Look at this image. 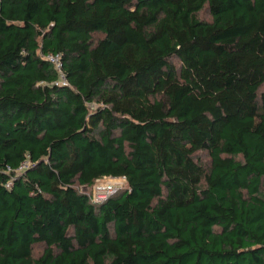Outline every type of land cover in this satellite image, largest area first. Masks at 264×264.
I'll return each instance as SVG.
<instances>
[{
	"label": "trees",
	"instance_id": "1",
	"mask_svg": "<svg viewBox=\"0 0 264 264\" xmlns=\"http://www.w3.org/2000/svg\"><path fill=\"white\" fill-rule=\"evenodd\" d=\"M0 264H264V0H0Z\"/></svg>",
	"mask_w": 264,
	"mask_h": 264
},
{
	"label": "rangeland",
	"instance_id": "2",
	"mask_svg": "<svg viewBox=\"0 0 264 264\" xmlns=\"http://www.w3.org/2000/svg\"><path fill=\"white\" fill-rule=\"evenodd\" d=\"M203 17L208 18V13L206 11H203L202 13ZM198 156L203 160L206 161L207 155L205 153H199ZM125 186V180L122 177H103L101 179L95 180L94 184L88 189L89 194L92 196L93 199H100L102 198V194H112L115 191L123 188ZM105 188V190H103ZM41 249L40 246H37L34 248L36 252Z\"/></svg>",
	"mask_w": 264,
	"mask_h": 264
},
{
	"label": "built area",
	"instance_id": "3",
	"mask_svg": "<svg viewBox=\"0 0 264 264\" xmlns=\"http://www.w3.org/2000/svg\"><path fill=\"white\" fill-rule=\"evenodd\" d=\"M49 59L51 60V61H53L54 63H55V65H56V68H58L59 69V61H58V58H57V56H49ZM62 84H65V82L64 81H62ZM103 190H105V188H103ZM108 194H106V193H103L101 196H102V198H105L106 196H107ZM102 198H100V199H102Z\"/></svg>",
	"mask_w": 264,
	"mask_h": 264
},
{
	"label": "water",
	"instance_id": "4",
	"mask_svg": "<svg viewBox=\"0 0 264 264\" xmlns=\"http://www.w3.org/2000/svg\"><path fill=\"white\" fill-rule=\"evenodd\" d=\"M113 178H117V177H113Z\"/></svg>",
	"mask_w": 264,
	"mask_h": 264
}]
</instances>
